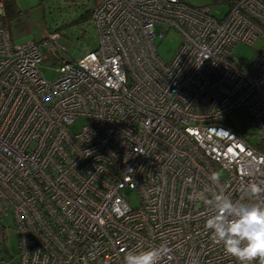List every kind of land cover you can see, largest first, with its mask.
Here are the masks:
<instances>
[{
    "label": "built area",
    "instance_id": "obj_1",
    "mask_svg": "<svg viewBox=\"0 0 264 264\" xmlns=\"http://www.w3.org/2000/svg\"><path fill=\"white\" fill-rule=\"evenodd\" d=\"M88 20L96 44L74 60L44 37L51 80L40 44H13L0 20V264H123L148 248L159 264H239L205 227L213 209L189 197L264 202L244 191L264 186V44L247 62L231 54L264 42V0L222 18L182 0H94ZM171 29L165 62L156 42ZM8 215L18 251L4 258Z\"/></svg>",
    "mask_w": 264,
    "mask_h": 264
},
{
    "label": "rangeland",
    "instance_id": "obj_2",
    "mask_svg": "<svg viewBox=\"0 0 264 264\" xmlns=\"http://www.w3.org/2000/svg\"><path fill=\"white\" fill-rule=\"evenodd\" d=\"M15 12L6 18L7 28L13 44L28 41L40 44V51L46 59H42L38 64L39 70L47 80L54 79L59 65L50 48L55 49L49 41L47 45L42 44V39L49 33H58L55 39V46L59 50V56L64 60H74L85 51L91 49L96 44V30L89 20L82 17L84 9L81 6L68 3L66 0H13ZM191 6H204L216 18H222L230 9V5L235 0H182ZM180 43V37L173 29L169 30L164 38L156 42V51L159 57L165 62L169 61L176 52ZM264 42L259 36L252 45L237 43L231 54L239 61H249L258 51ZM64 48V49H62ZM56 50V49H55ZM48 63V64H47ZM227 123L225 119L220 121ZM84 119H77L72 125L73 131H79ZM256 136H250V140L255 141ZM127 199L132 204L138 202L134 192L126 193ZM9 235L3 244L2 256L9 258L18 251V241L13 228L10 215L2 219Z\"/></svg>",
    "mask_w": 264,
    "mask_h": 264
},
{
    "label": "clouds",
    "instance_id": "obj_3",
    "mask_svg": "<svg viewBox=\"0 0 264 264\" xmlns=\"http://www.w3.org/2000/svg\"><path fill=\"white\" fill-rule=\"evenodd\" d=\"M213 183L220 182L218 173L210 176ZM206 191L198 192L189 199L202 201L213 209L214 214L206 220L205 227L211 232V239L223 245L224 253L234 257L239 264H264V202L233 201L224 192H217L211 198ZM247 196L264 201V186H245ZM162 249L148 248L137 252L129 251L123 257V264H159Z\"/></svg>",
    "mask_w": 264,
    "mask_h": 264
},
{
    "label": "trees",
    "instance_id": "obj_4",
    "mask_svg": "<svg viewBox=\"0 0 264 264\" xmlns=\"http://www.w3.org/2000/svg\"><path fill=\"white\" fill-rule=\"evenodd\" d=\"M3 2H4V15L0 18V20L5 25V23H6V20L5 19L8 18V17H10V16H12L13 13L15 12V4H14V1L13 0H4ZM234 2L231 3L230 7L232 6V4ZM80 6L82 7V5H80ZM81 16L84 17V18H86V19L89 18V16H90V7H88V8H85L84 7V10H83ZM43 40H44V38L42 39V41Z\"/></svg>",
    "mask_w": 264,
    "mask_h": 264
},
{
    "label": "crops",
    "instance_id": "obj_5",
    "mask_svg": "<svg viewBox=\"0 0 264 264\" xmlns=\"http://www.w3.org/2000/svg\"><path fill=\"white\" fill-rule=\"evenodd\" d=\"M82 1H83V0H82ZM93 2H94V0H88L87 5H82V8L84 9V7H85V8L90 7V6L93 4ZM78 6H80V5H78ZM87 19H88V18H87Z\"/></svg>",
    "mask_w": 264,
    "mask_h": 264
},
{
    "label": "water",
    "instance_id": "obj_6",
    "mask_svg": "<svg viewBox=\"0 0 264 264\" xmlns=\"http://www.w3.org/2000/svg\"><path fill=\"white\" fill-rule=\"evenodd\" d=\"M57 53V52H56Z\"/></svg>",
    "mask_w": 264,
    "mask_h": 264
}]
</instances>
